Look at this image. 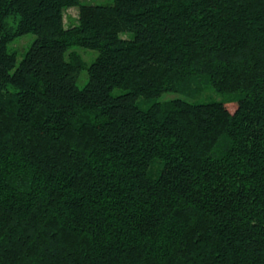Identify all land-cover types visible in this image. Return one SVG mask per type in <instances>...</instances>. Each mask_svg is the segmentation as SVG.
<instances>
[{
	"label": "trees",
	"instance_id": "trees-1",
	"mask_svg": "<svg viewBox=\"0 0 264 264\" xmlns=\"http://www.w3.org/2000/svg\"><path fill=\"white\" fill-rule=\"evenodd\" d=\"M0 264H264V0H0Z\"/></svg>",
	"mask_w": 264,
	"mask_h": 264
},
{
	"label": "rangeland",
	"instance_id": "rangeland-1",
	"mask_svg": "<svg viewBox=\"0 0 264 264\" xmlns=\"http://www.w3.org/2000/svg\"><path fill=\"white\" fill-rule=\"evenodd\" d=\"M80 1L104 4V3H108L111 0H80ZM63 12H64L63 21H64L65 26H70L76 23L77 13H78L77 6H70L64 9ZM34 38H35L34 34L27 33L24 35L17 36L10 42L9 48L16 52V63L22 58L25 50L27 49V47L30 45V43L33 41ZM70 50H76L82 56V58L86 61L87 64H89L98 54L97 50L83 48L80 46H73L70 48ZM86 81H87V70L84 68L79 73L76 79V84L79 87H82L86 83ZM227 96L228 95H223L221 93L215 92L209 86H205L195 96H186V95H183L177 92L175 93V92L168 91L158 96L157 100L162 101L165 99L180 97V98L186 99L187 101H191V102L216 101L218 103H221L223 102V99H225ZM226 105L228 106L230 110H233L235 106V104L233 103H227Z\"/></svg>",
	"mask_w": 264,
	"mask_h": 264
}]
</instances>
